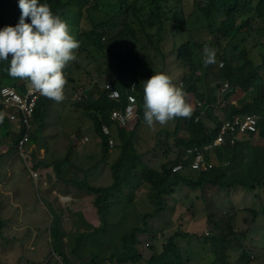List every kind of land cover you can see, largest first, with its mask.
I'll return each mask as SVG.
<instances>
[{
	"label": "clouds",
	"instance_id": "1",
	"mask_svg": "<svg viewBox=\"0 0 264 264\" xmlns=\"http://www.w3.org/2000/svg\"><path fill=\"white\" fill-rule=\"evenodd\" d=\"M242 3V0H147L146 5L139 12L144 27L137 33H140L141 41L148 49V53L142 52V54L150 61L154 60L151 56L159 61L156 62V66L152 70L155 74L142 82L145 124L140 125L137 129L134 140L135 147L141 155L139 158L141 162L139 161L137 170L128 177L131 181L136 180L141 183L135 188L123 187L117 196L118 203L114 210V214L118 218L131 219L134 224L141 226L144 225L141 216L147 214L154 216L148 220L149 232L139 235L138 245L144 241V235L151 236L153 244L149 243L148 246H152V248L157 242L161 243V246L164 242H168L167 237L173 230L155 232L152 222H155L157 218H167V223L175 227L180 224L174 230L184 229L185 225L190 223L193 214L188 216L186 221L178 222L183 209V200L192 195L194 197V192L197 191H202L205 194L209 190L217 189L224 195L222 201L228 207L229 203L231 204L229 209L228 207L224 208L220 220L219 214L211 213L214 222L213 225H210V229L213 230V233L207 232L200 237L214 250L215 260L212 264H218L219 261L222 264H229L232 261L234 263V256H230L233 252L229 245L234 243L231 242L232 237L237 236L236 228L240 213L251 215V219L248 217L244 219V230H247L241 232L244 235L250 232L249 224L253 225L261 217L264 219V185L253 182L250 175L252 172L255 175H264V163H262L264 138L260 135L259 127L264 114H236L227 118L228 107L230 105L237 106L239 100L245 97V93L238 89L232 97L225 98L230 92V84L223 80L220 69L224 67V62L218 56L219 50L221 49L224 55L230 44H234L236 47L241 46L249 32L251 37L244 47L248 50V58H252L258 64L262 61L261 56L264 55V1L250 5ZM76 8L78 9V7ZM227 10H232L230 18ZM83 15L84 13L76 14L75 10L65 21L48 4L40 3V0H10L9 6L0 9V61L8 62L6 70L10 77L26 82L25 88L18 90L14 86L2 84L0 75V127L3 124L8 126L6 129L0 128V159L14 152L17 154L24 170L36 185L38 196L51 216L50 221L53 220L51 207L55 210V204L57 207L55 211L59 215L64 212L66 220L63 223L64 228L68 227L67 211L72 210L78 202L77 200L81 199L76 200L72 196L61 194L56 188H52L51 182L57 179L55 172L52 169H35L34 156L38 159H48L49 152L57 155L72 147L74 157L81 149L92 144L97 145L101 152V140H94L92 131H89L93 122L90 118L84 117V110L79 104L85 102L97 86L108 93L110 100L120 103L121 90L115 87L110 80H102L97 70L100 68L99 65L106 62L109 49L132 42L118 33L116 27H101L98 37L99 45L104 48V52L100 51L96 68L91 70L81 68L79 65L84 62L85 55L77 35L80 17L86 16ZM29 19L30 23L26 22ZM85 20L86 26V17ZM82 25L84 26V23ZM70 28L76 34V39L70 33ZM113 29L115 33H118L117 36H114ZM225 31L230 33L231 38H225ZM132 39L133 44L136 43V37H132ZM195 43L197 47L202 48V50H198L203 55V66L205 68L209 66V70L206 68V71L200 70L198 73L201 76V81L197 86L205 99H201L193 91L188 92L186 80L189 71L178 66L174 60L178 50H181L185 45ZM76 50H78V55H76ZM253 51L258 52L259 61H256L251 55ZM76 67L79 68L76 69ZM215 67H218L217 80L214 86L215 92H211L213 87L210 86V74ZM83 76H85V80ZM218 83L221 84L219 89ZM69 84H71V92H69V96H66ZM127 92L126 104L111 111L112 124L103 123L101 126L103 134L107 137L109 152L106 155H110V160L107 161L110 162V166L113 153L116 152L117 155L120 153L119 142L117 143L113 136V128L120 127L130 130L138 118L137 81L128 87ZM213 97L216 99L214 100ZM43 102H45V119L39 127L35 124V114L39 104ZM64 108L68 109L71 117L80 125L83 123V118H88L91 121L89 129L86 130L88 134L78 136L72 133L73 130L69 128L67 130L66 127L60 126V121L67 118ZM52 111H59L57 122L49 118ZM210 112L214 118H219V127L215 131L208 129L210 138L206 144L190 147V141L193 142L197 138L199 127L188 132L185 127L186 122L194 120L196 124H200L206 120L209 127L216 128L214 118L209 115ZM175 118L184 126V130L179 135L172 133ZM73 126L76 127V125ZM38 129L39 134L34 135L37 136L34 141L32 135L36 134ZM9 132L18 136L12 147L4 143ZM145 135L149 136V140L144 138ZM58 139H60L59 142ZM178 139H180V143ZM256 140H258L257 144ZM179 144L182 147L183 155L181 162L172 168L174 174H185L198 178L201 174L223 168L228 170L227 177L222 179L226 184L218 180L216 183H206L203 188L198 190L182 187L157 204L156 198L153 196L154 186L145 182L142 177L143 168L150 166L162 172V166L167 164L165 151L178 157L181 152ZM227 145L238 148L240 159L237 163L224 160L227 158V152L223 159L219 158L217 152L225 150ZM253 145H257L263 150V154L258 158L251 156L248 152L249 147ZM86 153L78 154V157L85 158L87 157ZM101 154L102 162L106 164L104 158L107 156L102 152ZM80 159L76 158L75 165L71 170V177L77 181L88 177L89 182L94 184L92 181L96 178L95 173L99 167L94 169L91 165L95 163H91L88 168L83 169L77 165ZM242 161L249 165L242 164ZM246 168L248 171H245ZM40 171L45 177L44 182L40 178L42 176ZM80 173L83 175L82 178L78 176ZM110 177V183L99 186H110L113 183L111 168ZM1 188L0 184V191L3 189ZM44 188L47 189L44 199L49 202L48 204L44 202L41 194ZM53 189H56V193ZM257 190L259 193L254 194L252 198L253 203H256L257 200L259 204H252L248 207L241 198L242 193L250 194ZM140 192H145L152 197L153 212L141 213L139 211L137 197ZM177 195H185V197L184 199H174ZM230 195H234V197L230 198ZM6 198V194L0 192L3 206L9 205ZM60 200L66 202L65 205ZM126 201L131 206L126 204ZM67 202L71 203L67 204ZM70 204L74 206L71 207ZM220 210L222 211V208ZM172 213L179 215L176 219L168 216ZM5 219L7 220L6 228L9 218L6 216ZM191 227L190 224L189 232L193 235L199 234L192 232ZM233 233L235 234L233 235ZM160 234H162L161 238H158ZM239 245L241 247L242 244ZM217 250H219V254L216 253ZM239 253H237L236 264H238ZM204 261L208 263V259ZM139 263L140 261L134 264Z\"/></svg>",
	"mask_w": 264,
	"mask_h": 264
},
{
	"label": "trees",
	"instance_id": "2",
	"mask_svg": "<svg viewBox=\"0 0 264 264\" xmlns=\"http://www.w3.org/2000/svg\"><path fill=\"white\" fill-rule=\"evenodd\" d=\"M242 1L243 5H250L264 0ZM146 2L147 0H40V3L48 4L65 21L70 18L75 10L78 15L82 13L86 15L87 24L85 28L82 24L78 25L77 37L85 55L84 63L88 66L86 67L88 70L96 68L100 51L104 52V48L99 45L98 37L101 27H116L118 33L132 41L131 45L126 44L124 48L109 49L106 62L99 65L100 68L97 70L102 80H110L115 87L121 90L122 99L120 103L110 100L108 93L97 86L90 93L88 99L79 104L84 110V117L90 118L93 122L89 131H92L94 140H101V152L104 155L108 154L109 149L107 137L103 134L101 126L103 123L112 124L110 120L111 111L126 104L127 89L134 81H137V98L139 102L138 118L131 129L113 128V136L116 138L117 143L119 142L120 153L117 155L114 152L111 159L110 168L113 183L110 186L91 184L88 177L80 181L71 177V170L76 161V158L73 157L72 147L57 155L49 152L48 159H38L34 156L35 169H52L55 172L57 179L51 182L52 188H56L61 194L82 201V207L75 204L72 210L67 211V228L63 226L66 221L64 212L59 215L51 207L53 220L49 230V249L45 264H134L143 258L137 247L140 241L139 235L149 232L148 220L154 216L151 214L141 216L144 224L141 226L134 224L131 219L118 218L115 216L114 210L118 203L117 196L122 188H135L136 185L141 183V181H131L128 177L137 170L139 161L141 162V159L139 160L141 155L135 147L134 140L137 129L140 125L145 124L143 119L142 82L155 74L152 70H154L156 62L159 61L152 56L151 58L154 60L151 61L143 56L142 52L148 53V49L141 41L140 33H137L144 27L139 12L146 5ZM0 5L1 7H7L10 5V0H0ZM227 14L230 18L232 10H227ZM26 22L30 23V19ZM112 31L114 36L118 35L114 32V29ZM210 31L214 33L212 29ZM132 37H136V43L134 44ZM250 37L251 34L248 32L241 46L236 47V45L230 44L224 55L221 49L218 53L219 58L224 62V67L220 69L223 80L228 81L230 84V92L225 98L232 97L238 89L245 93V97L239 100L237 106L230 105L228 107L227 118H231L236 114H264V55L261 56L262 61L259 64L255 63L252 58H248V50L244 47ZM225 38H231L228 31H225ZM198 49L202 50L201 47L196 46V43L185 45L181 50H178L174 60L178 63V66L189 71L186 80L188 92L193 91L198 97L205 99V96L200 94L197 86L201 81V76L198 73L200 70L206 71V68L209 70V66L206 68L203 66V55L200 54ZM79 66L82 68L83 63ZM7 68L8 62L0 61L1 83L14 86L18 90L24 89L26 82L10 77ZM220 85V83L217 84L218 89ZM44 108L45 102L39 104L35 114V124L39 127L44 123ZM209 115L214 118L212 112ZM214 121L216 128L209 127L206 120H203L200 124H196L194 120L186 122L185 127L188 132H192L199 127L197 138L193 142L190 141V147L208 142L210 138L209 130L215 131L220 125L219 118H214ZM173 126L174 130H172L173 128L171 130L174 134L179 135L184 130V126L176 118ZM7 127L6 124H3L0 128L6 129ZM259 127L260 135L264 138V117ZM38 134L39 129L36 134L32 135L34 141L37 138L34 135ZM6 136L4 143L12 147L18 136L10 132ZM178 142L180 143V139H178ZM178 147L181 151L178 157H174L165 151L167 164L162 166V172L150 166L143 168L142 177L145 182L154 186L153 196L156 198L157 204L163 202L166 196L175 193L177 189L182 187L198 190L203 188L206 183H216L218 180L226 184L222 179L227 177L228 170L223 168L201 174L198 178L189 177L185 174H174L172 168L181 162V156L183 155L181 145L179 144ZM226 152L228 155L224 160H229L231 163L239 161L240 156L237 147L227 145L225 150L222 149L217 152L219 158L223 159L227 154ZM262 158V163H264V155ZM241 163L246 166L249 165L244 161ZM98 167L99 163H96L94 169ZM245 171H248L247 168ZM250 175L253 182L264 185V175H255L253 172ZM2 206L0 199V240L3 242L8 239H5L3 233L7 220L1 215ZM120 223H126L125 230L120 228ZM189 226L190 223L185 225L184 229L173 230L167 237L168 242H164L162 246L157 242L153 246L155 253L148 259L147 264H190L187 259V252L193 249V234L188 231ZM230 231L232 232V230ZM227 242L229 243V240ZM249 244L250 246L241 245L238 264H250L251 258L258 255V246L250 242ZM216 253L219 254V250Z\"/></svg>",
	"mask_w": 264,
	"mask_h": 264
},
{
	"label": "rangeland",
	"instance_id": "3",
	"mask_svg": "<svg viewBox=\"0 0 264 264\" xmlns=\"http://www.w3.org/2000/svg\"><path fill=\"white\" fill-rule=\"evenodd\" d=\"M85 22V16L81 17L79 20V25L84 23L85 26ZM70 33L76 39V34L71 28ZM124 46V44H120L117 46V48H124ZM76 55H78V50H76ZM251 55L256 61H259L257 51H253ZM86 67L88 66L83 62V68L85 69ZM217 72L218 67H215L210 74V86L213 87L211 92H215L214 86L217 80ZM83 78L85 80V76H83ZM69 92H71V84H69L67 88L68 94L66 96H69ZM213 98L214 100L216 99V97ZM64 111L67 118L60 121V126L73 130L72 133L78 136L88 134L86 130L89 129V125L91 124V121L88 118H83V123L80 125L75 122L73 117H71L68 109L64 108ZM49 118L50 120L57 122V119L59 118V111H52L49 115ZM72 124L76 125L78 128L76 129V127H74ZM144 138L149 140V136L147 135H145ZM59 140L60 139H58V142ZM255 143L257 144L258 140H256ZM39 144L41 145V143ZM84 152H87V157L80 159L78 154ZM248 152L251 156L256 158L263 154V150L257 145L249 147ZM78 154L74 156V158L80 159L77 165L83 169L88 168L91 163H99V168L95 173L96 178H94L92 181L94 184L107 185L110 183V162H107L110 160V155H107V158H104L106 161V164H104L102 162V154L98 146H94V144L81 149ZM95 164H92L91 167H94ZM46 176L48 175L46 174ZM78 176L82 178L83 175L80 173ZM40 178H42V182H44V175L40 176ZM0 184L3 188H1L2 191L0 192L6 194V202H9V205L5 204L1 210L2 217L5 218L7 216L9 218V222L6 228L4 227L3 229L5 239L8 240L3 242L0 240V264H45L49 249V226L51 222V216L43 201L40 200L38 196L36 185L34 184L33 180L30 179V175L24 170L23 165L15 152L0 159ZM39 185H42V183H39ZM54 191L56 193V189ZM189 192L193 194L192 191L189 190ZM257 193H259L258 190L250 194L242 193L241 198L248 207L252 206V204H259L257 200L256 203H253L252 198L254 194ZM41 194L43 195L42 197L44 199L47 195V189L44 188L43 192L41 191ZM204 195L206 196L205 198ZM184 197L185 195H177L174 197V199H184ZM233 197L234 195H230V198ZM223 198L224 195L219 193L217 189H212L207 191L205 194L202 191L194 192V197L192 195L186 200H183L184 202L182 212L185 214V216L184 214L182 215L181 212L178 222L181 223L186 221L188 216L193 214V218L190 220V224L192 225L190 230L194 233H199L193 235V249L187 252V259L190 263L212 264L214 262V250L212 249L211 245H209V243L202 241L200 237L204 236L207 232L213 233V230L210 229V225H213L214 222L211 213L219 214V220L221 219L224 208L228 207L227 204L222 201ZM77 201L78 202L76 205L82 207V202L80 200ZM44 202L46 204L49 203L45 199ZM62 203L65 205L66 202ZM69 203L67 202V204ZM125 203L128 204V201ZM71 205L72 204H70V206ZM128 205L131 206V204ZM230 205L231 204L229 203L228 209L230 208ZM54 206L56 210V204ZM73 206L74 205L71 207ZM137 207L141 213L153 212L154 202L152 197L147 195L145 192H140L137 197ZM221 208L222 211L220 210ZM178 215V213L168 214V216H171L175 219ZM247 217L251 219V215H247L245 213H240L238 216V225L236 228L237 236L232 237L231 242L234 243L229 245L232 252L234 253V255L233 253L230 255L234 256V263L232 261L229 264H236L237 253L241 251L239 244H242V246L244 244L246 246H250L249 242L258 246L259 248L258 255L251 258L250 264H264V219L261 217L259 221L255 222L253 225L249 224L248 230L250 232L244 235L241 232L247 231L244 230L243 225L244 219ZM166 220L167 218L164 217L155 219V222H152L154 231L169 232L176 229L180 225L177 224L178 226L175 227L167 223ZM120 228L125 230L126 223H120ZM161 235L162 234H160L158 238H161ZM143 239L144 241H142V244L138 245L140 253H142L144 256L139 264H147L148 259H150L155 253L152 246H148L149 243L151 245L153 244L151 236L144 235ZM188 243H190V241H188ZM209 258H212V260H209ZM205 259H208V263L204 261ZM218 264H222L221 261H219Z\"/></svg>",
	"mask_w": 264,
	"mask_h": 264
}]
</instances>
